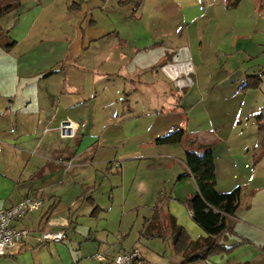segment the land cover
<instances>
[{"label": "crops", "instance_id": "obj_1", "mask_svg": "<svg viewBox=\"0 0 264 264\" xmlns=\"http://www.w3.org/2000/svg\"><path fill=\"white\" fill-rule=\"evenodd\" d=\"M140 1L22 0L0 20L17 43L0 47V211L38 195L14 226L65 232L0 264H108L97 256L134 249L182 264L171 239L143 237L157 208L206 237L185 205L198 193L185 147L156 145L178 128L213 145L219 193L241 189L228 246L250 244L198 264H264V0Z\"/></svg>", "mask_w": 264, "mask_h": 264}, {"label": "trees", "instance_id": "obj_2", "mask_svg": "<svg viewBox=\"0 0 264 264\" xmlns=\"http://www.w3.org/2000/svg\"><path fill=\"white\" fill-rule=\"evenodd\" d=\"M140 0L135 2L139 9ZM22 0H0V20L22 7ZM17 43L10 39L0 26V47L11 51ZM53 72L48 74L52 75ZM258 82L248 84L244 90L256 89ZM258 115L257 120L262 121ZM260 129H263L260 127ZM158 146L183 145L186 150L185 163L197 184L198 193L191 196L185 205L194 223L206 237L193 241L187 232L168 213L156 209L151 220L146 221L143 237L147 239H171L172 248L182 259V264L207 262L215 256L232 252L236 247H227L226 241L235 235V217L240 207L241 189L229 194L217 191V174L213 145L201 142L197 136L189 135L182 128L158 139ZM244 241L242 244H246Z\"/></svg>", "mask_w": 264, "mask_h": 264}, {"label": "built area", "instance_id": "obj_3", "mask_svg": "<svg viewBox=\"0 0 264 264\" xmlns=\"http://www.w3.org/2000/svg\"><path fill=\"white\" fill-rule=\"evenodd\" d=\"M60 129L63 137H73L78 130V125L73 122H63ZM43 205L44 199L41 196H28L13 207L0 211V259L8 256L10 251L30 238L35 241L34 248L65 241L64 231L35 232L14 226L15 223H21L29 215L38 212ZM97 260L108 264H144L139 249L124 251L111 259L99 255Z\"/></svg>", "mask_w": 264, "mask_h": 264}, {"label": "rangeland", "instance_id": "obj_4", "mask_svg": "<svg viewBox=\"0 0 264 264\" xmlns=\"http://www.w3.org/2000/svg\"><path fill=\"white\" fill-rule=\"evenodd\" d=\"M57 61H58V57H57V55H54V56H49V57H41V58H39V60H36L35 62H33L31 64H33L32 65L33 67H37L38 69H42L45 66H51V65L55 66ZM237 237L238 236L235 233L234 236L229 237L228 240L226 241V246L227 247H236V248L232 252L226 253V254H223V255H220V256H223L224 258H229V257H233L234 256L237 259V258L245 257L246 255H248V252H246L245 250L241 251L243 248H245L246 246L250 245V244H242L244 241H242L240 244H236V245H233V246H228L229 245L228 243L231 241L230 239L231 238L232 239L233 238H237ZM260 245H264V244H260ZM165 247H167V246H164V250H166ZM174 255H176L175 252H174ZM215 257H217V256H215ZM198 263H194V264H198ZM211 264H218V263H216V261H211Z\"/></svg>", "mask_w": 264, "mask_h": 264}]
</instances>
